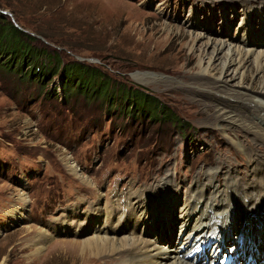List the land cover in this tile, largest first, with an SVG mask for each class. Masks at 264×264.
<instances>
[{
  "label": "rangeland",
  "instance_id": "rangeland-1",
  "mask_svg": "<svg viewBox=\"0 0 264 264\" xmlns=\"http://www.w3.org/2000/svg\"><path fill=\"white\" fill-rule=\"evenodd\" d=\"M263 6L264 0H0V264H116L72 247L90 236L83 230L92 224L84 216L92 206H118L119 212L128 193L146 205L141 212L152 213L136 220L139 227L164 216L169 194L178 200L177 211L195 191L218 202L232 196L239 205L238 189L256 188L263 174L264 141L226 124L225 132L218 128L216 105L228 102L233 109L239 103L212 94L196 78L206 40L247 46L264 41ZM3 22L28 35L26 42L38 51L14 73L4 67L10 28ZM194 35L203 38L196 43ZM207 52L210 57L212 49ZM44 54L63 66L79 62L98 69L111 81L113 97L117 88L141 90L185 129L161 120L164 114L154 121L136 108L128 111L132 103L120 99L113 98L112 106L106 99L88 102L65 76L41 85V74L31 73ZM221 61L205 79L220 75ZM235 69L222 78L228 88L239 84ZM257 71L251 63L241 91L263 90L264 74ZM236 136L259 156H245L231 140ZM66 160L91 187L69 172ZM174 217L180 220L179 213ZM127 221L116 225L118 231ZM176 224L175 235L182 221ZM39 230L51 239L38 252Z\"/></svg>",
  "mask_w": 264,
  "mask_h": 264
},
{
  "label": "bare ground",
  "instance_id": "bare-ground-1",
  "mask_svg": "<svg viewBox=\"0 0 264 264\" xmlns=\"http://www.w3.org/2000/svg\"><path fill=\"white\" fill-rule=\"evenodd\" d=\"M245 34L249 35V31L246 30ZM202 38L201 36L194 35L193 41L197 43ZM237 43L241 44L240 42ZM237 43L231 44L222 41L206 40L203 43V47H201L203 48V52L198 62L199 77L196 79L199 82L203 80L204 82L202 83L206 84L208 88H211L210 91L212 94H224L229 100H234L235 103H239L236 105L239 111H234L236 107L233 108L234 110L231 109L228 102L226 103L227 105H216V115L213 122L218 128L224 132L228 130L227 128H232L264 141V87L263 90L255 94H248L245 90L241 91V88H245L244 82L250 72L251 63L256 64L258 74H264V41H251L250 43L252 44L249 46L244 44L246 48L243 47V44H241L243 45L242 48ZM194 48L193 45L192 50ZM208 49H212L210 57H208ZM220 54H222V61L219 56ZM217 61H221L220 75L214 77L215 80L213 81L205 79L207 78L206 76L212 75V72L216 68L214 63ZM233 67H236L233 74L238 78L239 84L228 88L223 83L222 78ZM240 101L246 102L244 104L240 103ZM213 104L215 105V103ZM231 140L249 159L254 160L259 156L253 154V147L249 148L244 145L237 136L231 138ZM66 165L69 172L79 178L86 186L91 187V182L85 176L79 175L77 167L74 166L71 160H66ZM258 173L263 174L259 182L254 185L256 188L242 189L238 187L241 198L239 205L232 196L227 197L224 194L218 202V199L213 194L209 198H206L203 193L204 191H195L196 193L190 196L188 200H183L185 203L183 208H180L181 211H177L175 210V206L178 200L176 199L174 202L175 195L169 194L170 199L168 200L167 210L163 212L164 216L161 217V215L158 217V220L153 217L151 223L148 219L142 227H139V222L136 220L143 217L146 218L152 215V213L151 211H140L146 205L142 204L140 206L141 198L139 199L136 193H128V196L127 194L126 197L123 196L122 199H126L124 204L127 206L125 209H119V212H117L118 206H111L114 207L113 210H100L101 207L99 209V206H92L88 210L90 213L84 215L86 219L88 218L87 215L92 219L91 226H87L83 230L85 232L84 235L90 234V236L81 242H76L75 244L73 242L69 243L74 244L72 250L78 252L79 255L80 253H86L96 258L95 260L103 259L105 262H114L115 259L116 264H202V261L193 262V260L184 259L181 256L185 252L181 250V246L183 245L186 248L185 250H188L190 247V239L199 238L196 241L197 244V242L206 240L205 237L201 236L203 233L210 232V234H215L218 231L214 242L218 248L220 247L221 241L227 239L228 233L234 228V224L240 221L248 234L258 235L264 233V227L257 229L260 223V217L264 214V169L261 168ZM232 187H235V185H231L229 188ZM149 193L151 192L149 191ZM19 200L21 203L27 202L24 196H20ZM253 209L255 211L251 213L250 210ZM242 210H244V214L241 213ZM238 212H240V217L238 216ZM178 213L180 214L179 221H182L180 227L182 230L177 235L181 238L179 236L176 237L172 233L174 232L173 227L175 224L179 223L174 217ZM127 218L132 220L127 221ZM161 220H166L164 225L161 224ZM126 221V225L118 231L119 227H116V225ZM93 223H96L95 226H92ZM98 223H100L99 226ZM33 232V228L28 229V234L31 235ZM38 233L39 239L37 240L36 247L39 252V250H42L44 243L49 241L51 237L43 232V230H39ZM178 240L180 243L177 244L176 241ZM89 260L92 261L91 259Z\"/></svg>",
  "mask_w": 264,
  "mask_h": 264
},
{
  "label": "trees",
  "instance_id": "trees-1",
  "mask_svg": "<svg viewBox=\"0 0 264 264\" xmlns=\"http://www.w3.org/2000/svg\"><path fill=\"white\" fill-rule=\"evenodd\" d=\"M3 24L10 28V38L8 37L9 39L5 41L8 43L7 53L10 52V57L7 59L8 62L6 61L4 67L8 73H14L19 71V69L26 64L25 60L33 56H38V51L33 50L29 46L26 40H30L31 38L19 28L12 24H6L4 22ZM3 32V25L0 24V34L2 37H4ZM2 41L4 40H1V42ZM3 48L4 47H2V49ZM44 56L45 61H42L40 66L33 68V72L31 73V75H34L36 72L37 75L41 74L40 79L37 80L41 85L49 78L52 79V77L56 76H61L63 78L65 76L69 79V87H71V84H74L76 86V91L84 95L88 102L95 98L106 99L107 104L112 106L113 98L120 99L121 103L125 106H127L129 102L132 103L131 107L128 108V111L136 108L142 115L143 113L149 114V117L154 121L157 120L156 117H160V114H164L161 120H168L172 124L176 123V126L181 127L180 129H185L183 122H180L161 102L156 98L145 95L141 90H134L131 92L130 90L126 91L124 88L121 90L117 88V90H114L116 96L113 97L114 94H111L113 89L111 81L98 69L79 62L63 66L59 64V58L51 59L48 54H44ZM29 66H31V63L28 67ZM24 75L25 74L22 73L21 77ZM41 77L43 78L41 79ZM74 79L78 80V82Z\"/></svg>",
  "mask_w": 264,
  "mask_h": 264
},
{
  "label": "water",
  "instance_id": "water-1",
  "mask_svg": "<svg viewBox=\"0 0 264 264\" xmlns=\"http://www.w3.org/2000/svg\"><path fill=\"white\" fill-rule=\"evenodd\" d=\"M147 75H151V74L147 73Z\"/></svg>",
  "mask_w": 264,
  "mask_h": 264
}]
</instances>
